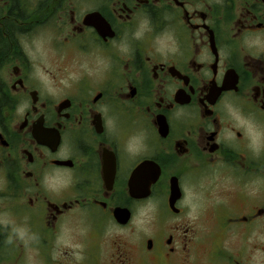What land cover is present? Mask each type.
<instances>
[{"label": "flooded vegetation", "instance_id": "obj_1", "mask_svg": "<svg viewBox=\"0 0 264 264\" xmlns=\"http://www.w3.org/2000/svg\"><path fill=\"white\" fill-rule=\"evenodd\" d=\"M0 264H264V0H0Z\"/></svg>", "mask_w": 264, "mask_h": 264}, {"label": "water", "instance_id": "obj_2", "mask_svg": "<svg viewBox=\"0 0 264 264\" xmlns=\"http://www.w3.org/2000/svg\"><path fill=\"white\" fill-rule=\"evenodd\" d=\"M97 16L100 18V16L97 13H91L87 15V18L90 19L91 24L97 26Z\"/></svg>", "mask_w": 264, "mask_h": 264}, {"label": "rangeland", "instance_id": "obj_3", "mask_svg": "<svg viewBox=\"0 0 264 264\" xmlns=\"http://www.w3.org/2000/svg\"><path fill=\"white\" fill-rule=\"evenodd\" d=\"M29 253H30V255L32 256V252L30 251Z\"/></svg>", "mask_w": 264, "mask_h": 264}]
</instances>
